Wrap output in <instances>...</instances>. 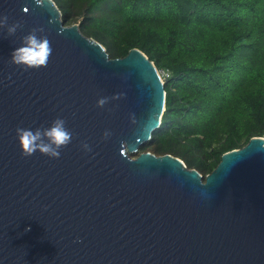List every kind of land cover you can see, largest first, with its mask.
<instances>
[{"label": "water", "instance_id": "95a60500", "mask_svg": "<svg viewBox=\"0 0 264 264\" xmlns=\"http://www.w3.org/2000/svg\"><path fill=\"white\" fill-rule=\"evenodd\" d=\"M0 15L22 24L0 30V264H264V139L205 177L171 155L132 157L166 110L156 65L139 49L111 59L52 0H0ZM33 28L52 55L25 71L10 58ZM57 118L72 132L60 158L22 157L16 129Z\"/></svg>", "mask_w": 264, "mask_h": 264}, {"label": "trees", "instance_id": "16d2710c", "mask_svg": "<svg viewBox=\"0 0 264 264\" xmlns=\"http://www.w3.org/2000/svg\"><path fill=\"white\" fill-rule=\"evenodd\" d=\"M52 1L111 59L139 49L171 74L161 125L132 157L171 155L205 177L264 135V0Z\"/></svg>", "mask_w": 264, "mask_h": 264}, {"label": "clouds", "instance_id": "9594fccd", "mask_svg": "<svg viewBox=\"0 0 264 264\" xmlns=\"http://www.w3.org/2000/svg\"><path fill=\"white\" fill-rule=\"evenodd\" d=\"M37 5H41L43 0H35ZM22 27L20 22H15L9 25V18L6 15H0V30H5L8 36L16 34L17 30ZM42 28H33L29 34L22 38V46L16 48L11 53L10 62L27 70H39L46 68L50 56L52 55V47L50 41L43 33ZM124 96L123 93L112 96L111 98L104 97L97 101V107L103 108L109 103V100H119ZM135 123V117H130ZM111 133L105 131L103 139L107 140ZM21 149V156L28 158L36 152L47 156L51 159H59L61 150L66 148L72 141V132L66 127V121L62 118L55 119L48 128H36L35 130L18 127L16 129ZM82 148L87 152L91 151L88 144H83ZM28 229H26L27 231Z\"/></svg>", "mask_w": 264, "mask_h": 264}, {"label": "built area", "instance_id": "2783aa9c", "mask_svg": "<svg viewBox=\"0 0 264 264\" xmlns=\"http://www.w3.org/2000/svg\"><path fill=\"white\" fill-rule=\"evenodd\" d=\"M159 74H160V76H161V80H162V82H163L164 84L166 83V81H167V80L170 78V76H171V74H170L168 71H165V70H162V71L159 70ZM259 138L264 139V135L261 136V137H259Z\"/></svg>", "mask_w": 264, "mask_h": 264}]
</instances>
